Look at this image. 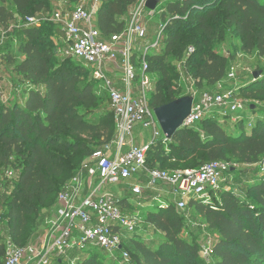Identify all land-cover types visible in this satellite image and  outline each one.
I'll return each instance as SVG.
<instances>
[{"label":"trees","instance_id":"1","mask_svg":"<svg viewBox=\"0 0 264 264\" xmlns=\"http://www.w3.org/2000/svg\"><path fill=\"white\" fill-rule=\"evenodd\" d=\"M133 2L100 0L95 24L102 38L123 30L126 22L121 17ZM46 8V0H0V23L7 24L18 15L25 39L20 46L23 56L20 60L11 53L0 55L26 85L22 103L9 106L0 98V174L7 167L19 169L6 198L2 219L7 236L17 246L24 245L31 233L32 216L51 203L65 175L71 176L73 172L75 175L96 147L112 142L115 137L109 100L98 95V82L89 69L74 57L75 63L56 60L43 36L42 24L23 25L26 17ZM164 9L169 17L161 48L147 57L149 72L161 74L160 79H155L150 95L152 108L179 97L171 66L164 62L168 54L179 59L188 47L194 49L196 54L187 58L185 66L200 92L204 87H215L225 78L228 58L213 52V41L223 36L227 28L239 39L242 51L264 56V0H176L168 1ZM53 24L56 33L62 32ZM184 28L195 34L181 38ZM186 41L191 43L185 48ZM195 55L197 61L191 64ZM253 86L254 91L247 95L253 93L264 100V77ZM227 125V118L206 114L195 126L177 130L171 140L159 139L151 144L146 164L177 170L190 168L177 165L193 159L198 161V168L210 161L252 164L264 155V118H254L249 130L243 122L230 126L229 130ZM247 194L252 196L239 197L218 188L213 198L218 195L219 201L204 203L191 199L185 213L178 212L171 202L166 208L154 206L144 221L161 235L159 241L142 240L141 234L134 232L128 235L124 248L132 253L135 264H204L197 243L181 236L185 222L190 220L186 212L192 207L217 235L211 244L212 264H264V177L247 183ZM94 251L84 252L76 264H108L101 250ZM5 253L0 234V264H4Z\"/></svg>","mask_w":264,"mask_h":264},{"label":"built area","instance_id":"2","mask_svg":"<svg viewBox=\"0 0 264 264\" xmlns=\"http://www.w3.org/2000/svg\"><path fill=\"white\" fill-rule=\"evenodd\" d=\"M87 6L81 0L72 8L59 6L50 15L64 33L67 53L89 69L91 77L104 89L115 120V137L95 149L81 163L71 185L57 195L54 216L47 221L50 233L43 241L29 248L15 245L9 236L4 240L6 253L4 264H52L62 261L69 249L86 252L92 248L105 251L112 256L120 251L119 259L127 261L129 253L125 247L128 235L136 232V218L127 214L121 196H114L104 189L107 185L130 184V193L140 196L144 189L167 188L178 212L185 213L191 199L211 202L213 193L227 182L233 171L230 161H210L198 168L164 170L146 164L147 152L155 141L165 139L150 103L154 91L147 57L161 48L166 23L157 24L156 36L148 40L147 24L135 15L123 30L102 38L95 24V13L100 0ZM147 0H141L145 7ZM24 26L39 27L37 15L28 16ZM193 50L188 47L187 53ZM121 73L123 88H118L108 72ZM234 78V73H228ZM1 80V74H0ZM193 102L185 127L195 126L206 114L216 113L227 118L231 127L243 122L245 129L252 128L254 117L245 101L238 96L237 88L213 91L193 90ZM141 125L150 131V141L136 145L133 129ZM115 145V147H113ZM133 177L145 178V185L130 181ZM161 198V194H158ZM166 208L169 201L162 198ZM189 218L188 212H186ZM211 253V243L200 250L201 257ZM79 257L73 258L76 264Z\"/></svg>","mask_w":264,"mask_h":264},{"label":"rangeland","instance_id":"3","mask_svg":"<svg viewBox=\"0 0 264 264\" xmlns=\"http://www.w3.org/2000/svg\"><path fill=\"white\" fill-rule=\"evenodd\" d=\"M47 8L46 10H42L41 12L36 13L37 18L40 19L42 24V32L43 36L48 43V46L52 48L55 53L56 60H65L68 59L70 62L75 63V59L67 53L68 46L65 41L64 35L62 32H55V25L51 21L50 15L52 12L59 8V6L72 8L78 3H74L70 0H46ZM89 7L94 1L93 0H82ZM168 1H176V0H160L157 4V7L154 11H150L147 8H143L141 5V0H134V2L129 6L127 12L121 17L126 23L130 21L135 15L142 22H146L147 26H149V34L151 36V40L155 38L157 32V24L159 22L166 23V20L169 15L165 14V5ZM78 2H81L79 0ZM7 7H10L8 2L6 3ZM165 14V18L162 19V14ZM166 20V21H164ZM7 29H5V37H8L10 42L1 43L0 39V55L2 53H11L16 59L20 60L23 56L20 53V46L25 40L22 35V21L17 16L15 19L7 22ZM147 32V36H148ZM188 34L194 35L195 32L191 31V29L184 28L181 32V38H186ZM2 38V36H0ZM191 42H185V48L190 45ZM193 43V42H192ZM213 52L225 56L228 58V69L225 75V78L219 82V89L204 87L203 90H222L227 88H238L239 89V97L245 101L246 107L250 111L251 115L254 118H264V100L263 98L257 96L256 94H249L247 92L253 90L256 83H258L264 77V56H258L256 52L245 53L241 50V43L237 36L227 28L223 36L216 38L213 41ZM184 48V49H185ZM199 52L202 49V46H197ZM196 54L194 49L188 54L183 53L181 57L173 58L171 54H168L164 58V62L171 66V73H174L173 82L176 83V94L181 96L190 95L193 90H197L196 82L190 75V73L186 69V61L187 58L191 54ZM197 61L196 55L190 60V63L193 64ZM5 63L4 59H0V64ZM5 70L7 73L12 74L11 66H8L5 63ZM2 70V72H1ZM234 73V78H229L228 73ZM254 72H259L257 76H253ZM0 73H3V68L0 69ZM151 80L160 79L161 74L158 71H154V74H149ZM173 75V74H172ZM10 84L11 88L9 89L8 94L4 98H2V94H0V98L2 103H6V105L12 106L16 102L22 103L24 99L26 85L21 82V80L16 76L15 73L10 76ZM153 82V81H152ZM237 89V90H238ZM96 91L98 95H100L104 100H106L107 96L101 85L97 83ZM1 92V91H0ZM105 104V102H104ZM229 124V123H228ZM230 124L227 125L226 129H230ZM158 129H160L159 124L157 125ZM134 134V143L136 145H141L142 137L148 139L150 136V131L143 129L141 125H137L133 129ZM150 141V139L148 140ZM101 146L96 147L95 149H99ZM115 147V145H113ZM152 161V156H149V162ZM232 163V167L234 168L231 175L227 177V182L221 183L220 188L225 189L227 191H232L236 193L239 197L248 198V196H252V194H247V183L254 181L255 179H259L264 177V155L260 156L255 163L252 164H240L235 162L234 160H230ZM157 165H163L158 163ZM198 161L193 159L190 162H183L177 165L178 167H190L196 168L198 166ZM173 170V169H172ZM19 173V169L17 167H7L4 169V173L0 174V234L3 240L7 239V228L5 226V221L2 219V215L5 211V201L8 197L11 189L14 186V183L17 179ZM74 172L71 176H66L63 178V183L57 188L54 196L52 197L51 203L42 208L40 213L32 216V220L30 222V235L28 236L26 242L22 247L29 248L37 242L43 241L50 233V228L47 221L54 216V210L57 205V195L62 190L66 189L69 185L72 184L73 179L75 177ZM130 181H139L142 186H144L145 179L141 177L140 179L133 177ZM130 184L128 182L121 183L118 185H107L104 189L108 190L114 196H121L122 193V206L124 211L132 215L136 218L138 224L136 226V232H139L143 237L142 240L146 241H159L160 234L158 232H154L151 226L145 223V216L148 211L154 209V206H165L164 201L158 196V192L154 189H144L143 193L140 196H133L130 193L129 189ZM166 198V199H165ZM163 199L171 202L173 204L174 199L171 194ZM249 199V198H248ZM219 201V196L214 195V198H211V202ZM168 206V204H167ZM190 220L186 221L184 227L181 232V236L183 239L189 242H195L199 246V250L208 246L210 243H213V240L217 235L208 229L204 219L200 217L192 207H190ZM96 250L94 252H98L99 249L92 248L89 252ZM104 257L106 258L108 264H135L132 253L129 252V258L127 261H123L119 259L120 251H116L112 256L108 255L105 251H100ZM81 253L79 250L69 249L67 254L62 257V262L60 264H71V261L75 257H81ZM201 256V254H200ZM204 264H212L213 258L212 256H207L205 258H201ZM52 264H58L54 262Z\"/></svg>","mask_w":264,"mask_h":264},{"label":"water","instance_id":"4","mask_svg":"<svg viewBox=\"0 0 264 264\" xmlns=\"http://www.w3.org/2000/svg\"><path fill=\"white\" fill-rule=\"evenodd\" d=\"M159 2L160 0H147L145 7L154 11ZM258 74L259 72H254L253 76ZM192 102L193 96L190 94L153 108L156 120L166 140H171L177 130L185 127L183 122L190 113Z\"/></svg>","mask_w":264,"mask_h":264},{"label":"crops","instance_id":"5","mask_svg":"<svg viewBox=\"0 0 264 264\" xmlns=\"http://www.w3.org/2000/svg\"><path fill=\"white\" fill-rule=\"evenodd\" d=\"M7 26H8L7 24H1L0 23V36H2V38H0L1 39V43L10 42L8 37H11V36L5 37V29H7ZM149 29H150L149 26H147V32H148ZM148 40H151V36H150L149 32H148ZM5 66H6L5 63L0 64V69L3 68V73L2 74L0 73L1 74V80H0V91L1 92H0V94H2V98H3V95H4V98H5L6 95H9L8 92H9V89L11 88L10 79H13L12 77L10 78V76L13 75V72H12V74L11 73H7V71H6L7 69L6 70L4 69ZM118 71H119V69H117L116 71L115 70L110 71V72H108V76L111 79H113V82L115 83V85L118 88L122 89L123 88V84L120 81L121 73L118 72ZM1 72H2V70H1ZM152 81L154 82L155 80H152ZM214 88L219 89L220 88L219 87V83H217ZM4 104H6V103H4ZM133 137H134V134H133ZM149 138H150V136H149ZM149 138L146 139V138L142 137L141 140H142L143 143H145V142H148ZM156 191L158 192V194H161V200H162V198H165V197L168 196L167 195V188H165V187H164V189L162 191H160V190L159 191L156 190ZM118 192H120V191H118ZM59 264H60V262H59Z\"/></svg>","mask_w":264,"mask_h":264}]
</instances>
